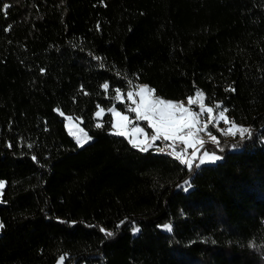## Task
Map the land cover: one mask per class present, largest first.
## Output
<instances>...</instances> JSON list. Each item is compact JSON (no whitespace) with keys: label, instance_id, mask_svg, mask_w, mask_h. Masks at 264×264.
Here are the masks:
<instances>
[{"label":"trees","instance_id":"trees-1","mask_svg":"<svg viewBox=\"0 0 264 264\" xmlns=\"http://www.w3.org/2000/svg\"><path fill=\"white\" fill-rule=\"evenodd\" d=\"M141 85L249 131L191 169L135 148L108 111ZM0 181V264H264V0H0Z\"/></svg>","mask_w":264,"mask_h":264},{"label":"rangeland","instance_id":"rangeland-1","mask_svg":"<svg viewBox=\"0 0 264 264\" xmlns=\"http://www.w3.org/2000/svg\"><path fill=\"white\" fill-rule=\"evenodd\" d=\"M128 93H132L131 99H129ZM128 93L124 96V98L126 97V99H128L131 102V104L134 105L133 109L135 108L138 110H142L143 108V105L141 103L142 97L145 101H155L154 96H152L148 88L141 90V87L139 86L135 91ZM197 93H200V91L197 90L195 92V96L193 97V102L191 104H189V100L187 98L186 100L179 101L182 103H174L173 110L175 111V115L177 119H180L181 117H187L195 121V123L193 124L190 130L186 129L185 133L180 134V135H185V138L188 140L187 146L182 142L184 144L185 149L191 150V154L188 155L187 157V162L190 163L192 166H196V167L215 165L221 162L222 160V153H221L222 149H220L219 143L223 140L225 141L234 140L235 138L241 136L242 129L236 125H235L236 127H233L234 124L228 120L225 113H224V117L227 119L228 122H226L224 119H221L219 117V113L221 112V110L219 109H214L212 113L213 120L211 122H207L208 121V113L206 110L207 106L203 103L201 95L199 96L196 95ZM202 105L205 106L204 112L198 118L192 117L191 113L193 111L199 112ZM185 109H188V111H185ZM101 110L102 109H98V111L100 112L99 117L96 116V113L98 111L95 113L96 119L100 120L103 118L105 112ZM113 110L114 111H108V112L112 116V124L115 120V123L117 125L116 128L112 127V133L114 135L127 138L131 142H135L137 140L139 142H147V140H145L147 137H145L144 139L136 138L135 134L138 132L144 133L145 136H148L147 133L151 134V136L158 135L155 128L149 127L151 121L136 119V115H137L136 112L131 111L135 116V118L133 119L129 118L128 114L122 113L126 115L129 119L127 121H121L119 117H114V112L117 110L116 109ZM206 122H207V126L205 127ZM64 123H65L66 131L68 132L69 136L76 142V144H77V139L84 138L86 132L82 128L81 120H77L72 118L71 116L66 115L64 116ZM229 128L232 129L231 133L227 131ZM221 129H223L224 131L222 132ZM118 131H124L125 135L122 136L115 134ZM209 131H211L212 136L216 137L215 141L212 139V136H209L208 134ZM157 140H162L161 142L166 141L164 140L162 135H158ZM167 141L171 143L180 140L176 138ZM89 142H91V140L88 141L86 144H88ZM205 146L207 148H205ZM210 147H215V150H211ZM193 152H195V155L192 154ZM205 152L209 153V155L214 153L215 155L220 156L221 159L218 161H210L209 157L204 155ZM201 160H204L205 162L201 164L200 163ZM186 166L187 168H189L188 164H186ZM1 190L2 189H0V192ZM161 228L164 229L163 226H161Z\"/></svg>","mask_w":264,"mask_h":264},{"label":"snow or ice","instance_id":"snow-or-ice-1","mask_svg":"<svg viewBox=\"0 0 264 264\" xmlns=\"http://www.w3.org/2000/svg\"><path fill=\"white\" fill-rule=\"evenodd\" d=\"M8 5H4V8H7ZM43 71V70H42ZM102 87L107 90L109 88V84L108 83H104L102 85ZM141 90L143 89H147L148 86L147 85H143L140 86ZM117 93L120 92L119 89L116 90ZM149 91L151 93L155 92V89H149ZM87 94V93H85ZM197 96L201 95L200 93L196 94ZM129 99H131L132 97V93H128ZM189 100V104H191L193 102V97H188ZM143 108L142 110H138V109H130L133 112H136V119H143L145 121H151V123L149 124V127L155 128L156 132L158 135H162L164 140H170V139H176L178 138L181 142H183L186 146L188 145V140L185 138V135H180L181 133H185L186 129H191L193 124L195 123L194 120L187 118V117H181L180 119L176 118L175 115V111L173 110V104L174 103H182V102H172V101H167L164 100L160 97H156L155 101H145L142 97V101H141ZM216 107H220L219 105H216ZM205 110V106H201L200 111L199 112H195L193 111L191 113L192 117H196L198 118ZM207 113H208V121L207 122H211L213 120V116L212 113L214 111V108L212 106H207L206 107ZM58 111V110H57ZM103 111V110H101ZM109 111H114L113 109H109ZM185 111H188V109H185ZM224 111H226V109L222 110L219 113V117L221 119H224L226 122L227 119L224 117ZM96 116L99 117L100 116V112L98 111L96 113ZM114 117H119V119L121 121H127L129 118L120 113L119 111H115L114 112ZM207 122L205 124V127L207 126ZM116 123L115 120L112 124L113 128H116ZM97 128H101L103 127L102 124H97L96 125ZM233 127H236L235 125H233ZM221 131L223 132L224 130L221 129ZM229 133L232 132V129L229 128L227 130ZM248 129H243L241 135H243V132H248ZM115 134L117 135H125L124 131H118ZM209 136H212L211 131L208 132ZM158 135H153L151 137V139L153 141H155L158 138ZM92 138L90 136H87V134L85 133V136L83 139H77V146L78 147H83L88 141H90ZM212 139L215 141L216 137L212 136ZM29 147H31V145H29ZM193 155H195V152L192 153ZM205 156H208L210 161H218L221 159L220 156L215 155L214 153L209 155V153L205 152L204 153ZM179 158V156L177 157ZM35 159V158H34ZM182 163H186L188 164V167L191 169L192 165L190 163H188L187 161H181ZM205 161L201 160L200 163L203 164ZM185 184H189L190 186V182L189 181H185ZM4 187V182L0 181V189H3ZM185 191H187L188 189L185 188ZM4 225L2 223H0V228H3ZM163 228L167 231H171L172 230V226L171 224H166L163 225ZM101 232H104L108 237H112L114 236V233L111 231H107L104 228L100 229ZM139 228H134L133 231L135 232H139ZM64 259L63 256L60 257V260L58 261V264H60V262H62Z\"/></svg>","mask_w":264,"mask_h":264},{"label":"built area","instance_id":"built-area-1","mask_svg":"<svg viewBox=\"0 0 264 264\" xmlns=\"http://www.w3.org/2000/svg\"><path fill=\"white\" fill-rule=\"evenodd\" d=\"M130 141V140H129ZM138 141V140H137ZM131 142V145L135 148L140 149H154L156 153L160 155H164L169 159H175L178 163L182 165H186V163H182L181 161H187L188 155L191 154V150H186L183 143L180 141L175 142H159L156 144L146 143V142ZM179 156V158H177Z\"/></svg>","mask_w":264,"mask_h":264},{"label":"crops","instance_id":"crops-1","mask_svg":"<svg viewBox=\"0 0 264 264\" xmlns=\"http://www.w3.org/2000/svg\"><path fill=\"white\" fill-rule=\"evenodd\" d=\"M151 94H152V96H153V93H151ZM147 135H148V136H145V134L142 133V132H138V133L135 134V136H136L137 139H144L145 137H147L145 140H147V142H148V143H151V144H156V143H159V142L162 141V140H157V139H156L155 141H153V140L151 139V137H152L151 134H148V133H147ZM147 142H146V143H147ZM164 142H168V141H164ZM183 145H184V144H183Z\"/></svg>","mask_w":264,"mask_h":264}]
</instances>
